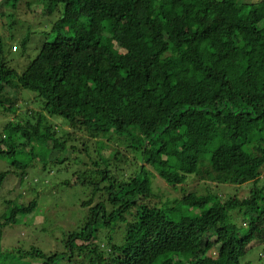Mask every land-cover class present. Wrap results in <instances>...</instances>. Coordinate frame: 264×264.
<instances>
[{
	"label": "trees",
	"instance_id": "obj_1",
	"mask_svg": "<svg viewBox=\"0 0 264 264\" xmlns=\"http://www.w3.org/2000/svg\"><path fill=\"white\" fill-rule=\"evenodd\" d=\"M0 4V159L23 178L44 155L88 211L59 253L24 251L30 264H253L261 247L264 264V0ZM153 171L183 194L162 201ZM191 175L202 188L186 192ZM37 206L10 202L0 243Z\"/></svg>",
	"mask_w": 264,
	"mask_h": 264
},
{
	"label": "rangeland",
	"instance_id": "obj_2",
	"mask_svg": "<svg viewBox=\"0 0 264 264\" xmlns=\"http://www.w3.org/2000/svg\"><path fill=\"white\" fill-rule=\"evenodd\" d=\"M19 5L21 8H25L24 4ZM0 6L2 7L3 5L0 4ZM41 8L42 5L40 4L37 7V11L40 14H37L38 16L33 18L29 23L38 29L36 39L40 45L46 37L45 30L49 29L50 25V21L41 15ZM23 11L25 12V9ZM2 31L4 32L0 22V32ZM14 32L18 37H21L26 32V25L17 24ZM37 42L30 45L29 49L32 50V56L37 52L34 51ZM12 49L15 50L16 47L13 46ZM6 120L7 117L0 115V126ZM54 124L61 125V121L56 120ZM111 145L116 147L114 144ZM89 146L90 151L94 153L95 146L93 143H90ZM103 151L106 155V160L111 161L115 151L109 148H105ZM24 155L22 156L26 158L27 155ZM43 156L42 154H38V158L34 160L36 167H30L29 174L23 178L19 175L20 169L12 166L9 160L0 159V216L7 211L10 202L11 204L16 201L28 203L33 199L38 200V206L33 213L21 215L15 224L5 227L3 239L0 243V264H30L38 262V257H34L35 255L28 256V254H23L26 250L31 252L39 250L44 253H59L65 247L63 242L65 232L74 231V228L76 229L80 220L83 219L84 214L88 213L86 208H81L79 205L85 195V189L80 186L69 187L63 184L57 186L60 180L46 179L47 173L41 170L44 165L40 158ZM76 165L77 163H73L71 168L74 169ZM179 166L182 169L184 168V164L181 162H179ZM67 175L60 174V176L64 177ZM152 176L153 188L156 194L162 197V201L183 194L181 188L174 189L173 186L168 185L154 171L152 172ZM55 186L57 188H54ZM185 187L186 192H188L194 188H199L200 190L202 185L199 184L195 175H191V179ZM249 187V184L238 187L239 195L246 196L249 192ZM217 190L223 195L231 193V188L226 186H222ZM21 191L23 193L20 195ZM121 234L122 230L117 229L114 235L120 238ZM261 249L262 247L259 251L247 256L246 262L252 259V261L255 260L253 264H256L257 255Z\"/></svg>",
	"mask_w": 264,
	"mask_h": 264
}]
</instances>
